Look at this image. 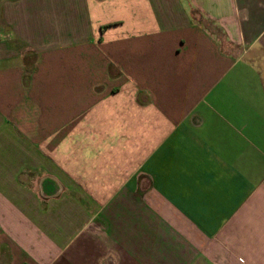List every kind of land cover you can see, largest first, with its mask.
<instances>
[{
	"label": "crops",
	"instance_id": "0c3cea01",
	"mask_svg": "<svg viewBox=\"0 0 264 264\" xmlns=\"http://www.w3.org/2000/svg\"><path fill=\"white\" fill-rule=\"evenodd\" d=\"M0 264H264V0H0Z\"/></svg>",
	"mask_w": 264,
	"mask_h": 264
}]
</instances>
